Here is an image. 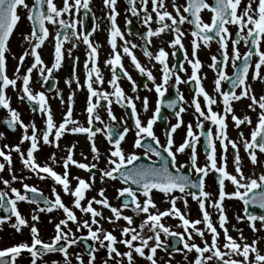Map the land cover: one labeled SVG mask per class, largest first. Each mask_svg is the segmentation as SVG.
Returning <instances> with one entry per match:
<instances>
[{
	"label": "snow or ice",
	"instance_id": "1",
	"mask_svg": "<svg viewBox=\"0 0 264 264\" xmlns=\"http://www.w3.org/2000/svg\"><path fill=\"white\" fill-rule=\"evenodd\" d=\"M117 0H103V4L106 8L110 9L107 19L110 22V28L108 30L107 42L112 48L110 58L105 61L106 65H111L112 76L108 81V84L114 89L112 92L97 91L93 88V83H103V78L99 73V69L96 64L97 48L99 45H94L89 37L92 32H85L83 29L84 20L83 18L76 20L73 19L71 22L62 19V14L70 13L75 10L76 13L84 11V16H87L90 9V0H62V6L57 7L54 0H33L32 6L26 3V0H0V107L7 109L8 117L4 120L8 129L15 130V126L19 127L24 131V135L20 138V143L29 141L30 145L27 148L26 156L20 150V146L14 145L11 150L6 153L0 150V157H3L4 161L8 163V171L11 173V151L20 153V160L25 169L33 172L41 180L51 178L54 185H60L66 194H70L74 197L72 204L75 208L79 209L82 213L90 214L91 222L88 220H78L74 212L67 207L61 200L60 195L56 191V187L51 188V194L54 199L49 200L47 197H43L35 186L28 184H22L25 193H32L33 196L29 197L25 194H21L16 188L11 187L10 181L0 177V183H3L6 189H9L11 196L8 191L0 189V209L7 215L0 216V224L8 221L11 217H15V223L10 226L13 227L17 232L21 231V227H28V221L21 216L17 208V201H26L29 203L37 204V207L33 210L31 215L32 221H38L39 212H51L53 210H62L63 217L55 225V235L51 238L50 243H45L38 238V229L35 224L30 226L31 244L22 242L10 247L0 249V264H15L17 257L21 254L22 250H27L31 256L30 264H37V259L43 257L50 252H59L64 256V264H70L68 260L67 249L71 245H75L78 240L91 239L92 241H98L100 247L107 249V256L109 259L120 257L116 259V264H123V257H126L128 264H133V251L142 257L145 256L144 249L149 247V241H154V245L150 248V253L146 256V259L151 264H156V260L153 258L157 248L162 246L160 240V233L163 232L165 236H178L180 242L183 244L184 249L191 252L195 250V259L192 264H264V255L260 254L256 247V240H253L251 244L237 243L233 237L228 234V229L225 227L227 223V215L223 207L222 202L228 199L239 200L244 208V216H236V220L247 219L249 227L253 232L257 231L255 224L256 220H259L261 227H264V172H261L258 176L253 173L252 175L245 176L242 169V158L239 154L238 142L234 141L227 136V124L225 123V117L231 113V119L235 122L234 126L239 129L242 124L251 125L252 121L248 115H244L242 118L237 117L231 106L230 101H238L241 98L251 99V103L247 106L249 109L255 111L254 105H257L260 109L257 121L254 127L251 128L249 137H245L243 132L239 133L238 140L243 144V150L247 154L248 160L252 165H257L260 161L258 160L257 150L259 153L264 154V95H261L259 99L252 94V88L247 83V78L251 70V79L253 81L260 80L264 82V76L260 75V69L264 67V51L261 50V43L264 42V0H248L247 5L243 11L238 14V6L241 0H213L209 3L208 0H186L184 5L178 6L175 0H172V7L175 10V16L165 10L164 0H151V12L155 13L157 24L161 25L153 30L151 27H147L149 22L152 20L151 14L148 13L145 7L148 0H140V11L144 13L143 17L140 18L139 12L135 5V0H126L128 5L127 11L131 12L133 16H137L141 20L142 24L147 27L146 33L140 38L142 40L151 43L148 39L152 36H157L161 32L171 29L173 39L169 42V47L175 48L177 45L180 50L183 51V44L181 38L184 33L180 30L179 25L188 23L192 26L191 31V47H192V59H189L185 53L184 61L179 63L178 71L184 72V62H187L191 66V75L188 76L187 81L181 80L179 75H175L177 65L173 64L172 68H169L166 63L168 53L160 48L153 56L146 48H144V55L150 59H154L161 65L160 71L162 72L161 83L156 84L155 78L151 71L143 67L131 49L128 47L130 41H125L122 47V52L127 55L131 64L135 69L142 75L146 76L149 81H153L155 92L157 94L156 107L153 115L147 120L146 124L142 123L137 116L136 107L132 97H128L123 92V89L117 83L119 77L117 75V68L123 73V76L128 79L131 84L132 91H136V84L132 80V77L124 69L121 64V55L117 52L116 37L123 39V35L116 24V11ZM256 4L253 8L252 5ZM46 6V7H45ZM26 10V18L31 24L30 34H24V40L31 45L30 52L25 51L19 57V63L16 65V72L19 73L20 66L24 63L25 57L30 55L34 58L31 65L26 69L23 76L17 75L15 79H10L6 75V57L5 52L7 51V41L9 40L15 26L20 20L19 9ZM181 8L184 15L181 13ZM207 10L211 13L210 22H204L201 18V12ZM178 17V19H177ZM165 19L171 21V24L163 23ZM47 24L59 25V28L55 30L54 39V52L53 62L51 67L44 65L37 49H39L45 40L49 36V29L46 27ZM77 23L80 24L81 30L77 32ZM130 23V21H126ZM235 25L237 31L235 37L231 39V51H228V41L230 39V33L226 25ZM60 29H63L61 33ZM69 29L71 32L69 33ZM95 30V29H94ZM216 39L218 43V55L220 59H217V55L211 56V63L208 65L214 72H216V78L213 81L215 93L219 94L220 102L223 104V113L218 114L213 111L210 107L217 103L214 97L204 90L201 79L198 77V70L201 68V62L197 59V49L200 46L198 41H202L204 46L207 47L208 43ZM69 40H82L83 44L87 46L89 57L85 60V80L84 85L87 87V108L88 114V127L75 126L67 127L72 124L75 125L76 121L72 120V107H71V96H69L68 110L63 114V120L57 126L51 115L50 108L47 106V100L43 92H35L33 94L29 87L30 74L34 69H38L40 79L48 81L54 70L61 66L63 59L62 46L66 41ZM243 41L247 51L240 53L238 44ZM77 44L72 43V48H76ZM136 45L132 44V48ZM69 55H71V49H69ZM175 56V52L173 53ZM255 56L257 59L254 62L252 57ZM89 60L91 61V67L89 68ZM231 62L232 75L231 77L226 74L225 67ZM47 73V74H45ZM95 75V80L91 78ZM175 75V83H187L188 81L194 82L195 93L204 98V107L207 108V112L203 111L200 103L197 102L195 97L192 98V106L194 107L196 116V129H201L204 126L205 121H209L211 125L215 126V132L213 133L212 128L207 130L205 135L203 132L195 134L193 132V126L189 123L186 126V133L179 145H175L173 134L180 128L182 120L181 113L185 111V108L180 107L178 111H175L177 122L172 124L169 129L165 132V143L161 144L158 137L154 134L153 124L157 119V115L160 113L161 100L159 99L164 95L165 85H167L169 79ZM17 79L22 80L20 92L22 95L19 96L21 100L25 98L30 102H35L39 105V110L45 116L46 128L42 130V136H37V129L35 124L31 125V135H28L29 126L20 120L19 113L10 107L8 99L5 95V89L7 86L16 87ZM227 81L230 86V90H224L221 88V82ZM69 83V81H65ZM77 87L80 84L77 83ZM145 87L147 85L145 84ZM237 89L239 93L237 94ZM95 97V103L93 98ZM139 99V97H136ZM104 100L107 102L106 105H101L100 101ZM113 100L121 107L130 108L131 117L135 126V138L131 145V148H143V155L149 161L148 163H134L140 160V157L135 152L125 153L121 147V142L125 140L126 134L129 132V128L124 125L123 131H116L113 133V129L110 125L105 124L104 129L95 128L92 131L93 120L99 121L104 124V121L98 114H95L97 107H105L107 115L110 120H115L116 117L113 115L110 105ZM177 100L183 101V96L177 89V99L170 100L167 102V107L173 109L177 105ZM63 103V101H61ZM144 110L147 111L148 100L147 97L143 100ZM202 118V119H201ZM122 122V119H121ZM54 137L50 139V134L53 133ZM65 131L72 133H87V138L91 143V152L93 153V159H98V149L95 143H93V137L96 133L105 134V139L112 145L108 149V156L106 158V167L104 169H98L100 173V179L103 181L105 178L111 180H119L124 187L118 188V198H123L122 204L119 207H113L109 204L108 199L104 196V189L101 188L99 195L101 199L95 197L87 201V205H82L81 201L85 199V190L91 187V183L86 182L84 179L79 177H73L77 181L75 188H70L69 182V165H75L80 169L88 171L90 168L95 169L96 164H84L75 161L72 158V147L67 149V156L63 158V174H58L53 170L52 167L47 164H37L34 157V152L38 150L39 140L42 139L43 143L48 145H56V141L64 134ZM198 135H205L204 147L205 152V163L201 166L198 165L197 157V143ZM3 133H0V137ZM145 138H150V142L142 143ZM218 141L219 147L222 150L219 156V165L217 163L216 156V142ZM231 146L233 150V165L235 174L229 173L226 170V155L228 152V146ZM6 144L4 148H8ZM186 148H190L191 152L188 156V174L182 171L185 168V164H177V154L183 153ZM166 153V156L164 155ZM156 159H152V157ZM49 159L52 163H56L55 153H53ZM5 165L0 163V171L4 170ZM174 170V171H173ZM193 173L195 175H193ZM209 173L213 174L214 183L218 185V194L213 197V194L205 190L206 177ZM42 174H46L42 175ZM115 174V175H114ZM17 176L12 175L11 180L16 181ZM95 173H91L90 180L94 182ZM225 181H228L233 186V191L227 192L225 190ZM135 186V187H133ZM156 190L162 193L165 197L166 203L170 204V207L165 211L150 212V208H155L156 205L152 199L151 193ZM178 192L180 195L177 196L174 193ZM139 193V196L137 195ZM144 197L142 203L139 197ZM186 196H191V199L198 205L201 219L189 220L186 218L187 213H182L179 208L176 207L178 200L184 202V206L187 209L188 202L185 199ZM42 200L44 207H39V201ZM93 204L102 205L103 208L110 209L112 216L108 217L109 223H115L117 220L123 219L127 222V226L120 230L121 237H125L117 241L116 237L108 231H104L96 219L100 217L104 219L101 212L93 208ZM206 204L217 212V223L220 229L223 230V248L226 251H221L218 247V236L216 227L213 226L210 213L206 210ZM249 206L252 208L259 209L261 214H255L249 211ZM132 207V210L136 214L143 213L144 218L139 224L137 231L131 227L133 219L131 216L122 215V209ZM166 216H173L178 218L180 224L184 230V234L187 235V241L193 239V234L199 236L204 241L203 247L198 246L196 243H188L185 240L184 234L178 232H171L168 227H165L161 223V218ZM69 221L76 225V230L80 231L81 228L87 229L86 237H77L72 233V229L69 228ZM51 222V221H49ZM203 224V228L197 227L199 224ZM95 225V230H93ZM147 228L152 235L145 238L141 233ZM205 230L211 234V242L205 240ZM239 231V230H237ZM102 234V239H101ZM241 240L245 237L241 234ZM138 245H134V241H138ZM63 241V244L59 242ZM107 241V244H105ZM116 243H120L126 246L128 251L123 253L119 252L114 246ZM39 246V247H37ZM173 247H175L173 245ZM97 249L93 246L87 248V264H94L95 255ZM250 253L253 256L250 257ZM209 254V255H205ZM233 256H241L242 260L233 259ZM227 257V258H225ZM76 260L79 264H84V261L77 254ZM52 264H58L53 261ZM107 264V260L104 261Z\"/></svg>",
	"mask_w": 264,
	"mask_h": 264
},
{
	"label": "flooded vegetation",
	"instance_id": "2",
	"mask_svg": "<svg viewBox=\"0 0 264 264\" xmlns=\"http://www.w3.org/2000/svg\"><path fill=\"white\" fill-rule=\"evenodd\" d=\"M71 2V0H70ZM178 6L184 5L186 0H175ZM209 3H212L213 0H208ZM26 3L29 6H32L33 0H26ZM54 3L57 7L62 6V0H54ZM165 3V10L170 12L173 16H175V10L172 7V0H164ZM255 4V3H254ZM135 5L137 7V11L139 12L140 18L143 17L144 13L140 11V0H135ZM46 7V6H45ZM116 11L118 15L116 16V24L117 27L120 29L123 39L116 37V44H117V52L121 55V64L123 65L124 69L129 73L132 77V80L136 84V91L133 92L131 88V84L126 77L123 76V73L119 71V67L117 68V75L119 77L117 83L123 89V92L126 96L132 97L137 116L140 121L146 124L147 120L153 115V112L156 107L157 101V94L155 92V87L153 81H149L146 76H142L135 67L131 64L130 58L122 52V47L125 44V41H130L131 43L128 44V47L131 49L139 63L145 67L147 70L151 71L153 77L155 78V83H161L162 72L160 71L161 65L156 62L154 59H150L149 57L144 55V48H146L149 52L156 54V52L163 48L167 53L168 56L166 58V63L168 64L169 68H172L173 64L177 65V70L175 71V75H179L181 80L187 81L188 76L191 75V66L184 62V72L178 71L179 63L184 61L185 53L187 54L189 59H192V47H191V31L192 26L188 23L180 24L179 28L184 33V36L181 38V43L183 44V51L180 50L179 46L177 45L175 48L169 47V42L174 38L171 32V29H167L161 32L157 36L149 37L148 39L151 43H148L145 40H142L140 37L146 33L147 27H151L155 30L157 27L161 25L157 24L155 13L151 12V0H148L147 5L145 6L148 10V13L151 14L152 20L149 22V25L146 27L142 24L141 20L138 19L137 16H133L131 12L127 11L128 5L126 0H117L116 2ZM90 9L91 11L88 12L87 16H84V11L76 13L75 10H72L70 13L62 14V19L65 21L71 22L73 19L79 20L83 18L84 25L83 29L87 33L89 31L92 32V35L89 37L90 41L94 45H99L97 48V56H96V64L99 69V73L103 78V83L96 84L93 83V88L97 91H104V92H112L114 89L108 84V81L111 79L112 71L111 65H106L105 61L110 58L112 53V48L108 44V30L110 28V22L107 19V15L110 12V9L106 8L103 4V0H90ZM181 13H183L181 8ZM20 20L18 24L15 26L14 31L12 32L9 40L7 41V51L5 52V57L8 58L7 60V69L6 75L10 76V79H15L17 75L23 76L25 74L26 69L31 65L34 58L30 55L25 57L24 63L20 66L19 73L16 72V65L19 63V57L22 55L26 50L30 52L31 45L24 40V34H30L31 32V24L26 18V10L21 8L19 9ZM201 18L204 22H210L211 13L207 10H203L201 12ZM178 19V17H177ZM126 21H130V23H126ZM163 23L171 24V21L165 19ZM46 27L49 29V36L42 44V46L37 49L41 59L44 62V65L47 67H51L53 62V52H54V39L55 30L59 28V25H52L47 24ZM229 29L230 39L228 41V51H231V39L236 38L235 32L237 28L235 25H226ZM95 29V30H94ZM81 30L80 24L77 23V32ZM61 33H63V29H60ZM69 33L71 29L68 30ZM76 43L77 47L72 48V43ZM199 47L197 49V59L201 62V68L198 70V77L201 79V84L204 90L209 94V96L214 97L217 100L216 104L211 105L213 111L217 112L218 114L223 113V104L220 102V97L218 93L213 91L214 83L213 81L216 78V72H214L208 65L211 63V56L217 55V59L219 60L220 57L218 55V43L216 39L211 40L208 43V46L205 47L202 41H198ZM132 44H135L136 47L132 48ZM69 49H71V55H69ZM238 49L240 53L247 51L248 49L245 47L244 42L241 41L238 44ZM261 50L264 51V42L261 43ZM88 48L86 45L83 44L82 40L74 41L69 40L66 41L62 46V53L63 59L61 62V66L54 70L51 74V77L48 81H43L40 79V74L38 69H34L33 72L30 74V83L29 87L32 90L33 94L35 92H43L46 100L47 106L50 108L51 115L53 117L54 123L58 126L60 122L63 120V114L67 112L68 105H69V96H71V107H72V120L76 121L75 125H68L67 127H75V126H82L88 127V114L86 112L87 108V87L84 85L85 80V60H88L89 57L87 55ZM175 52V56L173 53ZM10 55L16 59L15 64H11ZM257 58L255 56L252 57L253 65ZM91 67V61L89 60V68ZM251 68L250 73L247 78V83L251 85L252 94L256 96L257 99L261 95H264V82L260 80L253 81L251 79ZM225 72L227 75L231 77L232 75V66L231 62L227 64L225 67ZM47 74V73H45ZM175 75H173L167 85H165L164 95L160 97L161 100V108L160 113L157 115V119L153 124V131L154 134L158 137L161 144L165 143V132L167 129L171 127L172 124L177 122L175 111H178L180 107L185 108V111L181 113V126L180 128L173 134L175 145H179L182 142V139L186 133V126L191 123L193 126V132L195 134L203 132L205 135L207 134V130L212 128L213 133L215 132V126L211 125L209 121L204 122V126L201 129H196V116L194 107L192 106V98L195 97L197 102L200 103L201 108L203 111L207 112V108L204 107V98L203 96H199L195 93L194 90V82L188 81L187 83H175ZM260 75L264 76V67L260 69ZM93 81L95 80V75L91 78ZM65 81H69L66 83ZM77 83L80 84V87H77ZM145 84L147 87H145ZM22 85V80L17 79L16 87L13 88L12 86H7V89L13 90L11 98H16L19 100V96L22 95L20 92V88ZM221 88L224 90H230L229 83L227 81L221 82ZM177 89L179 93L183 96V101L177 100V105L174 106L173 109H169L167 107V102L170 100L177 99ZM239 93V89H237V94ZM139 97V99H136ZM147 97L148 100V108L147 111L144 110L143 107V100ZM21 100V99H20ZM24 104V111L27 112L29 116H32L31 119L34 121V124L37 129V136H42V130L46 128L44 123L45 116L39 110V105L35 102H30L26 98L21 100ZM63 101V103H61ZM93 102L95 103V97L93 98ZM231 106L233 108V112L237 117L242 118L244 115H248L252 121L251 125L242 124L239 129L234 126V121L231 119V113L227 114L225 117V123L227 124V136L228 138L238 142L239 154L242 158V165L244 157H247V154L243 150L242 142H239L238 136L240 132H243L244 136L247 138L249 137L251 128L254 127L258 114H259V107L254 105L255 111L249 109L247 106L251 103V99L249 98H241L238 101H230ZM101 105H106L107 102L104 100L100 101ZM113 115L116 117L115 120H110L107 115V110L105 107H97L95 110V114H98L100 118L104 121V124H101L99 121L93 120V128L92 131H95V128L104 129V125H110L113 129V133L116 131H123V126L126 125L130 130L126 134L125 140L121 142V147L124 149L125 153L128 152H135L140 159L149 162L143 155V148L133 149L131 148L132 143L134 142L135 138V126L134 122L131 117V109L127 107H121L117 104L114 100L113 103L110 105ZM42 117V122H40V118ZM30 119V121H31ZM122 119V122H121ZM202 119V118H201ZM6 125V124H5ZM31 128V127H30ZM5 129V126H4ZM21 128L19 125L15 126V130H11L10 134H15L17 130L19 131ZM6 131V129H5ZM28 135H31V130L28 132ZM205 135H198V143H197V157H198V165H203L205 163V152L206 148L204 147V139ZM54 137V130L53 133L50 134V139ZM83 140V145L79 152L77 151L78 143L77 140ZM28 147L30 142L27 141ZM93 143H95L96 148L98 149V158L101 157L103 160L106 161L108 156V149L112 147L105 139V134L102 131L101 133H96L93 137ZM150 142V138H145L142 143ZM87 143L91 145L87 138V133H72L69 131H65L64 134L56 141L57 150H61L65 147L66 153L69 147L72 148V158L75 160L78 158V155H82V148L87 146ZM43 147L50 149L53 148L52 144H44L42 139L39 140V147L37 150L38 154L43 151ZM221 149L219 147L218 141L216 142V156H217V163L219 165V156L221 154ZM85 152V151H84ZM191 149L186 148L183 153L177 154V164H185V168L182 169L185 174H188V165L187 160L188 156L190 155ZM166 156V153H164ZM226 159V170L229 173L235 174V169L233 165V150L231 146H228V152L225 153ZM263 158H264V154ZM67 156V155H66ZM257 156L259 157V151L257 150ZM65 158V157H64ZM152 159H156V157H152ZM248 159V158H247ZM63 163V162H62ZM61 163V164H62ZM247 169V168H246ZM245 169V170H246ZM244 170V165H243ZM248 170V169H247ZM174 171V170H173ZM251 172V170H249ZM254 171V169H253ZM90 174L99 172L97 167L95 169L90 168L88 171ZM193 175H195L193 173ZM120 182L118 179L116 180ZM121 183V182H120ZM205 190L212 193L213 197L215 198L218 194V185L214 183V177L212 173L206 177V185ZM225 190L227 192L233 191V186L230 182L225 181ZM162 195V193L153 190ZM43 194V193H42ZM46 194V193H45ZM175 195L179 196L178 192L174 193ZM46 196L49 200L51 199L50 193H47ZM139 196V193H137ZM185 199L188 202L189 209L195 211L198 210V205L195 201L191 199V196H186ZM233 206L237 208V206L241 209V217L244 216L243 212V204L236 199H228ZM120 203V202H119ZM176 207L180 209L182 213H185V206L184 202L178 200L176 203ZM251 207V206H250ZM132 209V207L126 208ZM251 212L255 214H261L259 209L256 208H249ZM199 211V210H198ZM138 217V214H136ZM247 221V219H245ZM248 222V221H247ZM257 225L260 223L259 220L254 221ZM177 232V231H174ZM180 233V232H178ZM170 236L167 238V243L165 245L168 248H171L174 244L169 242ZM176 242H179L180 245L176 248L175 252L180 250L183 244L180 242V238L176 236ZM164 245H162L163 250ZM175 252H166V253H175Z\"/></svg>",
	"mask_w": 264,
	"mask_h": 264
},
{
	"label": "rangeland",
	"instance_id": "3",
	"mask_svg": "<svg viewBox=\"0 0 264 264\" xmlns=\"http://www.w3.org/2000/svg\"><path fill=\"white\" fill-rule=\"evenodd\" d=\"M248 0H241V3L238 6V14L239 12L243 11L244 7L247 5ZM10 62L13 65L15 64L16 59L13 58V56L10 55ZM7 60L6 57V69H7ZM10 78V76H8ZM13 90H9V88L5 89V95L8 99L9 105L11 108L15 109L19 113L20 120H22L26 125L29 126L28 132L31 130V125L34 124V121L31 119L32 116H29L27 112L24 111V104L19 99L11 98ZM8 117V111L7 109H4L0 113V133H3V136L0 137V150L5 151L8 153L11 148L14 145H19L21 152H23L26 156L27 148H28V142L25 141L24 143H20V138L22 135H24V131L20 129L15 134H8L5 129V123L4 120ZM31 119V121H30ZM42 122V117L39 120ZM8 145V148H4V145ZM57 146H53V148L47 149L43 147V151L38 154V152H34L35 161L37 164L44 165L47 164L48 166L52 167L54 171H56L58 174H63L64 167H63V158L66 157V149L65 147L61 150H57ZM91 145L87 143V146L85 148L83 147L82 155H78L75 159V161L79 163L84 164H96L97 169H104L106 167V161L103 160V158L99 157L98 159H93V153L91 152ZM39 150V149H38ZM85 151V152H84ZM55 153L56 157V163H52V161L49 159V157ZM260 156L258 157V160L260 161L257 165H252L251 162L247 159V157L243 159V165H244V175L249 176L255 173L257 176L264 172V158L261 153H259ZM11 173L8 171V163L4 161L3 157H0V163H3L5 165L4 170L0 171V177H2L5 180H9L11 187L16 188L18 191H20L21 194H24L25 190L22 187V184H28L31 186H35L37 189H39V192L42 195H46L47 193H50L51 199H54V197L51 194V188L53 186L56 187L57 193L60 195L62 202L69 207L74 214L76 215L78 220H88L91 222L90 214L82 213L79 209L75 208L72 204V201L74 200V197H72L70 194H66L63 190V188L60 185H54V182L51 180V178H45L43 180L39 179L36 174L29 171L28 169H25L21 160H20V153L11 151ZM62 163V164H61ZM242 165V169H243ZM248 170H247V169ZM246 169V170H245ZM254 169V171H253ZM251 170V172L249 171ZM69 172V182H70V188L74 189L77 181L73 179V177H79L81 179H84L86 182L91 183V187L89 189H86L85 193V199L81 201L82 205H87V201L93 197L96 199H101L99 195V191L101 188L104 189V196L108 199L109 204L113 207H119V198L117 196V189L124 187L125 185L121 184L118 181L111 180L108 178H105L103 181L100 179V173L98 172L97 175H95L94 182L90 180V173L86 172L83 169L78 168L75 165L70 164L68 168ZM15 175L18 177L16 181L11 180V176ZM45 175L46 174H42ZM0 189H3L5 191H8L9 196H11V192L9 189H6L3 183H0ZM46 193V194H45ZM48 196V195H46ZM152 199L156 205L155 208H150V212H156V211H165L170 207L169 203L164 202L165 197L162 194H159L157 192L152 191L151 193ZM141 203L144 199V197H139ZM223 207L225 209L226 215H227V223L225 227L228 229V234L233 237L237 241V243H240L241 245L243 243H249L253 240H256V247L257 250L260 252V254L264 255V227H261V223L258 225L256 223L255 227L257 231L253 232L252 229L249 227V222H247L245 219H241L240 221L236 220V216H241V209L237 206L234 207L233 203H231L229 200L225 199L223 202ZM94 209L101 212L104 219H101L100 217H97L96 219L99 221L100 226L104 231L111 232L117 239V241L125 238L121 237L120 230L127 226V222L123 219L117 220L114 224L108 222V217L112 216V213L110 209L103 208L102 205L93 204L92 205ZM37 206L31 205L29 202L26 201H17V208L19 213L22 217H24L28 221V227H21V231L17 232L13 227L10 225L15 223V217H11L10 220L0 224V249L5 247H10L22 242H27L28 244H31V236H30V226L32 224H35V226L38 229V238L41 239L45 243H50L51 238L55 235V229L54 225L63 217L62 210H53L51 212H39L37 215L39 216L38 221H32L31 215L33 214V210ZM185 213H187L186 218L189 220H195V219H201V214L198 210H191L189 208H185ZM206 210L210 213L211 220L213 223V226L216 227L217 232L220 234L218 236V247H220V250L226 251L223 248V230L220 229L219 224L217 223V212L215 209L208 207L206 204ZM122 215L131 216L133 219V224L131 227L135 228L137 231H141L139 229V224L144 218V214L140 213L138 214V217L136 216V213L132 209H122ZM51 221V222H49ZM161 223L170 229L171 232L177 231L181 234H184V230L182 226H178L180 224V221L178 218H174L173 216H166L161 218ZM69 228L72 229V233L77 237H86L87 236V229L81 228L80 231L76 230V225L69 221L68 224ZM95 225H93V230H95ZM199 228H203V224L197 225ZM239 230V231H237ZM145 238L147 236L152 235L151 232L148 231L147 228H145L141 233ZM241 234L245 237L244 240L240 239ZM185 240L187 241V235L184 234ZM101 234V239H102ZM167 238L163 232L160 233V240L162 245L167 243ZM13 239V240H12ZM12 240L13 244H9L8 242ZM205 240H207L209 243L211 242V234L208 233L205 230ZM92 241V240H91ZM188 243H196L198 246L203 247L204 241L200 239L199 236H196L193 234V239L191 241H187ZM93 245L97 249V251L94 253L96 259L94 264H104V261L107 260V264H116V259H121L120 257H115V254H113V258L109 259L107 256V249L102 248L99 245L98 241H92ZM134 245H138L140 242L134 241ZM105 244H107V241H105ZM154 245V241H149V247L144 249L145 256L142 257L140 255H137L134 251L132 253L133 255V264H151L150 261L146 259V256L150 253L151 246ZM116 249L123 253L125 251H128L125 245L116 243L114 245ZM162 247V246H161ZM159 247L156 249L154 253V259L156 260V264H192V261L195 259V250L189 252L186 249H184V246L175 253H166L162 250V248ZM68 252V260L70 261V264H75L77 262L76 255L78 254L81 259L84 261V264H87L88 257L84 256L82 253L80 247H77L76 245H71L67 249ZM209 255V254H205ZM104 259H101V257H105ZM253 256V254L250 253V257ZM227 258V257H225ZM233 259L242 260L243 257L241 256H233ZM124 264H128V260L126 257L122 258ZM31 256L27 252V250H22L21 254L17 257L15 264H30ZM53 261L58 262V264H64V256L63 254L59 252H50L43 257H40L37 259V264H52Z\"/></svg>",
	"mask_w": 264,
	"mask_h": 264
},
{
	"label": "water",
	"instance_id": "4",
	"mask_svg": "<svg viewBox=\"0 0 264 264\" xmlns=\"http://www.w3.org/2000/svg\"><path fill=\"white\" fill-rule=\"evenodd\" d=\"M1 110H2V107H0V111H1ZM6 129H7V131H8L9 133L11 132V129H8L7 125H6ZM134 163H147V162H144V161L139 160V161L134 162ZM114 175H115V174H114ZM133 187H135V186H133ZM25 195L31 197V196H33L34 194H32V193H25ZM122 201H123V199H122ZM32 204H33V203H32ZM34 205H35V204H34ZM36 205H37V204H36ZM39 205H40V206H44L42 200L39 201ZM249 208H251V207L249 206ZM249 211H250V209H249ZM3 215H7V214H5V213L3 212V209H0V216H3ZM175 240H176L175 238H171V243H173L175 247H173V246H172L171 248L165 247V249H166L167 251L174 252V251L176 250V248H178V246H179V242H176ZM60 244H63V243H60ZM77 245H78V246L80 245V247H82V250H83L84 254L87 255V248H88V246H92V243H91V240H90V239H89V240H88V239H83V240H78V241H77ZM37 247H39V246H37ZM93 247H94V246H93ZM76 264H79V262H77ZM219 264H222V262H219Z\"/></svg>",
	"mask_w": 264,
	"mask_h": 264
},
{
	"label": "bare ground",
	"instance_id": "5",
	"mask_svg": "<svg viewBox=\"0 0 264 264\" xmlns=\"http://www.w3.org/2000/svg\"><path fill=\"white\" fill-rule=\"evenodd\" d=\"M257 2H258V0H257ZM252 7L255 8V7H256V4H253ZM77 143H78L77 151L79 152V150L81 149V147H82V145H83V140L78 139V140H77ZM86 191H87V190H86ZM86 191H85V193H86ZM12 240H13V239H12ZM12 240H10L8 243H9V244H13V241H12Z\"/></svg>",
	"mask_w": 264,
	"mask_h": 264
}]
</instances>
